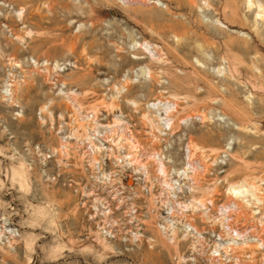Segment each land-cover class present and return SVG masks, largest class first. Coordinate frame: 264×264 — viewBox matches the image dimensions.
I'll list each match as a JSON object with an SVG mask.
<instances>
[{
  "label": "rangeland",
  "instance_id": "obj_1",
  "mask_svg": "<svg viewBox=\"0 0 264 264\" xmlns=\"http://www.w3.org/2000/svg\"><path fill=\"white\" fill-rule=\"evenodd\" d=\"M0 264H264V0H0Z\"/></svg>",
  "mask_w": 264,
  "mask_h": 264
},
{
  "label": "bare ground",
  "instance_id": "obj_2",
  "mask_svg": "<svg viewBox=\"0 0 264 264\" xmlns=\"http://www.w3.org/2000/svg\"><path fill=\"white\" fill-rule=\"evenodd\" d=\"M259 8H262L260 5H258ZM132 178L128 177L126 184H130L131 183ZM90 195V194H89ZM105 199V198H104ZM126 210V209H125Z\"/></svg>",
  "mask_w": 264,
  "mask_h": 264
}]
</instances>
